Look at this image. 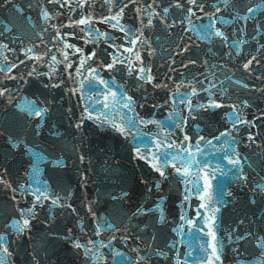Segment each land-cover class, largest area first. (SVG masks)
Instances as JSON below:
<instances>
[{
    "label": "snow or ice",
    "instance_id": "6c2138e0",
    "mask_svg": "<svg viewBox=\"0 0 264 264\" xmlns=\"http://www.w3.org/2000/svg\"><path fill=\"white\" fill-rule=\"evenodd\" d=\"M190 2L195 3L196 0H190ZM179 6H180V5L177 4V7H179ZM167 11H168V9H165V12H167ZM249 11H251V9H249ZM80 23H85V21L81 20ZM216 35H217V36H220V35H222V33L217 32ZM250 63H251V61H249V64H250ZM109 67H111V65H109ZM244 67H245V68H248V64H245ZM142 71H143V70H142ZM32 114H34V115H36V116H40V115H41V113H40L39 111H35L34 109H33V111H32ZM117 130H118V131H121V132L123 131V129H117ZM222 135H223V134H222ZM186 139H187V138H186ZM217 139H219V137H217ZM137 155H140L139 152L137 153ZM140 158H141V159H144L145 157L141 156ZM233 163H238V161L233 162ZM157 170L159 171V168H157ZM177 171L179 172L180 169H177ZM184 174H185V175H188V169H185V170H184ZM161 175L163 176L164 173L161 172ZM157 186H159V185H157ZM260 188H261V186L258 185V186H257V189H260ZM204 193H205V195L207 194V188L204 189ZM202 198H203V197H202ZM201 207H205V205H204V204H201ZM28 211L30 212L31 210H28ZM21 215L23 216L24 213L22 212ZM27 225H28V220H27V219H24V220H23V224H22V225L20 224L19 221H15V222H14V226H15L18 230H21L22 228L27 227ZM0 240H3V237H0ZM76 246L79 247L80 245H76ZM217 259H218V257H217Z\"/></svg>",
    "mask_w": 264,
    "mask_h": 264
}]
</instances>
